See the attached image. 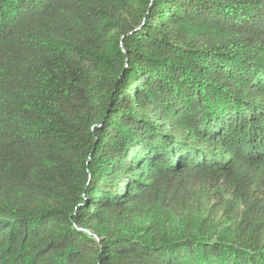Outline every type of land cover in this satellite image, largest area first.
Masks as SVG:
<instances>
[{
    "label": "trees",
    "instance_id": "trees-1",
    "mask_svg": "<svg viewBox=\"0 0 264 264\" xmlns=\"http://www.w3.org/2000/svg\"><path fill=\"white\" fill-rule=\"evenodd\" d=\"M0 264H264V0H0Z\"/></svg>",
    "mask_w": 264,
    "mask_h": 264
}]
</instances>
